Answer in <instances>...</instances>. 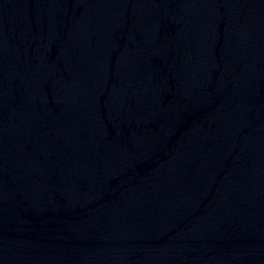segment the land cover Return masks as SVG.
Masks as SVG:
<instances>
[{
	"label": "water",
	"instance_id": "water-1",
	"mask_svg": "<svg viewBox=\"0 0 264 264\" xmlns=\"http://www.w3.org/2000/svg\"><path fill=\"white\" fill-rule=\"evenodd\" d=\"M0 264H264V0H0Z\"/></svg>",
	"mask_w": 264,
	"mask_h": 264
}]
</instances>
